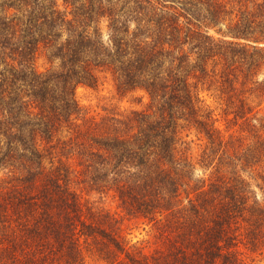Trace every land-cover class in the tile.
<instances>
[{"label":"trees","instance_id":"trees-1","mask_svg":"<svg viewBox=\"0 0 264 264\" xmlns=\"http://www.w3.org/2000/svg\"><path fill=\"white\" fill-rule=\"evenodd\" d=\"M18 1L22 4L0 7V168H5L1 163L6 164L3 161L9 155L14 180L15 170L31 174L39 168V173L38 146L42 143H50L59 157L49 186L39 188L36 177H27L30 181L23 188L0 189V217L10 228L1 234L8 239V248H50L27 256L28 263L80 264L79 235L106 237L103 230L85 223V215L94 213L89 207L83 211L79 195L70 188V167L62 156L75 157L85 175L80 183L96 192L110 191L121 211L152 222L156 238L172 248L159 258L140 252L137 260L121 250L131 264H243L237 253L240 244L250 249L263 247L264 200L251 193L244 178L234 175L232 181H226L217 173L195 190L188 204H182L173 168L174 111L183 100L176 80L178 50L189 39L191 22L204 23L207 30L221 23L219 14L231 13L220 7L222 0L214 1L219 4L215 8L204 7L205 20L191 12L194 0H128L133 8H146L152 18L145 22L133 14L122 23L114 10L125 0H61L62 8L56 0L46 4ZM248 2L254 4L252 18L236 14L235 21L242 18L239 25L233 24V30H227L231 39L223 42L221 54L234 57L238 52L242 58L250 54L264 58V0ZM83 7L90 11L89 18L82 13ZM96 17L106 21L107 40L102 38ZM184 18L191 21H187V29L181 22ZM146 29L154 31L149 34ZM39 54L55 59L56 69H37L34 62ZM94 66L108 71L117 92L145 91L152 103L150 112L133 110L127 118L114 116L100 129L92 118L85 123L87 132L75 131L73 137L54 143V132L79 109L75 88L94 85ZM217 71L220 91L229 75L238 79L226 64L221 63ZM246 77L242 86L252 87L250 93L261 109L264 80L246 85ZM18 93L27 104L24 118L13 111ZM232 113L235 120L246 123L254 110L242 98ZM254 120L258 126L250 121L249 127L260 137L264 111ZM195 121L192 126L205 131L203 121ZM42 135L47 140L50 135L49 142ZM258 151L263 157L264 148L258 146ZM13 161H21L20 166ZM258 175L264 184V176ZM109 239L113 248H123L115 238ZM54 248L65 251L58 255ZM4 253L0 264H14L15 251Z\"/></svg>","mask_w":264,"mask_h":264},{"label":"rangeland","instance_id":"rangeland-1","mask_svg":"<svg viewBox=\"0 0 264 264\" xmlns=\"http://www.w3.org/2000/svg\"><path fill=\"white\" fill-rule=\"evenodd\" d=\"M39 1L46 4L47 0ZM214 1L216 0H194L193 4H190L191 12L199 20H205L204 7L207 5L213 8L219 6ZM29 2L35 3L36 1L29 0ZM56 2L62 8L61 0H56ZM257 2H260V0H257ZM128 3V0L121 1L114 10L120 23L131 20L134 15L141 17L140 20L145 22L146 19L152 18L146 8L142 9L137 6L133 8ZM21 4V1L18 0H0V7L2 5L18 6ZM220 7L230 10L231 13H228L225 17L219 14L217 20L221 19V23L214 27L205 25L206 28L207 26L210 27L207 30L203 26L204 23H193L186 18L181 20L184 23L183 27H186V29L188 28L187 21L192 24L187 32L189 39L187 42H183L182 49L178 50V55L181 58L179 78H176V80L180 84L183 100L175 108L176 124L173 127L175 131L174 150L172 152L175 162L173 168L176 170L175 177L177 183H179L178 198L182 204H188L189 198L194 197L195 190L208 183L209 179L213 180L217 173L221 174L226 181H232L231 178L234 175L241 176L249 184L251 193L258 200H264V184L258 175L264 176V156L261 157L260 151H258V146L264 148V132L262 131L260 137H258L257 132H254L248 124L251 121L258 126L254 118H258L260 113H263L264 103L259 109L256 106L258 100L253 99V94L250 93L253 92L252 87L248 89V87L242 86L245 74L247 75L246 85L264 80V58H260L261 56L257 54H250L249 57L242 58L238 52H234L236 54L234 57H229L230 53H227V56L221 54L223 52L221 46L225 44L223 42L231 39L227 30H233V24L236 22L239 25L242 16L246 19L252 18L254 4H250L248 0H222ZM81 11L89 18L90 11L88 8L83 7ZM237 13L242 14V16L238 21H235ZM92 17L94 20L95 16L92 15ZM96 19L102 38L107 40L106 21L100 17H96ZM151 31L154 30H145L149 34ZM239 41L246 40L239 39ZM221 63L234 70L238 75V79L234 75H229L228 84L220 91L217 86L219 83L217 70ZM34 64L41 71L46 69L54 71L58 62L53 58L48 60L42 54H39ZM91 70L95 76L94 85H79L75 88L74 97L79 109L72 113L70 121L61 123V126L54 132L52 136L54 143L56 140L73 137L75 131L87 132L85 123L87 124V121H91L92 118L95 122L100 123V129L101 125L104 126L114 116L127 118V115L133 110L150 112L152 103L145 91L138 88L117 92L112 77L107 70L98 67ZM231 85H234V87ZM54 89H56L55 85ZM242 98L254 110L253 115L248 118L246 123L240 119L235 120L231 115L233 110L238 108V103H241ZM13 100L15 102L13 111L24 118L27 104L23 96L18 93ZM195 120L203 121L205 131H200L192 126V122H197ZM36 126L34 125V127ZM41 126L44 127L43 124ZM35 133L34 131L33 134ZM95 133L98 132L95 131ZM44 134L46 135V133ZM42 136L45 138L44 135ZM49 138L50 135L48 140L46 138L45 140L49 142ZM56 145L59 146L60 144ZM50 147V143H42L38 146L41 152L39 173V168H35L31 174L15 170L16 180L13 179V171H9L12 168L9 166V155L5 157L3 162H6V164L1 163L5 168H0V189L3 190L5 187L11 186L21 187L22 185L23 188L30 181L27 177H36L39 188L49 186L50 177L54 173L53 168L58 165L56 157H59L55 153V149ZM63 153L66 154L67 151L63 150ZM62 157L64 163L70 167L72 180L70 188L79 195L83 211L89 207L94 213L90 216L85 215V223L99 228L107 234L106 237L79 235V249L82 254L80 264H131L122 253L123 251H127L132 260H137L140 257V252L146 253L149 257L153 255L159 258L172 249L166 248L162 240L156 238L157 230L152 222L141 216L127 215V213L121 211L117 207V200L110 191L96 192L88 185L84 186L80 183L85 175L80 172L81 169L76 164L75 157ZM69 158H72V160ZM13 162L20 166L21 161ZM13 162L10 164L12 165ZM21 177L25 180L18 179ZM3 220L0 217V259L5 255L4 252L11 253L15 251L14 264H33V262H26L27 256H32L37 251L50 250V248H31L29 245H17L14 249L8 248V239L2 238L1 233H5L10 228L7 224H4ZM109 238H115L123 248H119L120 250L113 248L109 243ZM54 249H56L55 253L58 255L59 252L65 251L59 248ZM237 253L243 264H264V246L250 249L244 248L240 244ZM62 254L66 258L65 252ZM47 262L48 260L41 264H49Z\"/></svg>","mask_w":264,"mask_h":264}]
</instances>
